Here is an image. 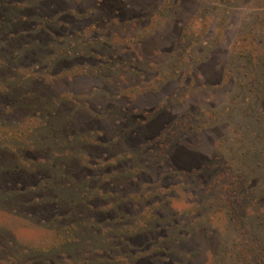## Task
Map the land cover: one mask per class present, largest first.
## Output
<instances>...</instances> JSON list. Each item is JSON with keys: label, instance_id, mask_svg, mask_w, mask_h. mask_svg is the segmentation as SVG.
Returning <instances> with one entry per match:
<instances>
[{"label": "rangeland", "instance_id": "374dc122", "mask_svg": "<svg viewBox=\"0 0 264 264\" xmlns=\"http://www.w3.org/2000/svg\"><path fill=\"white\" fill-rule=\"evenodd\" d=\"M0 264H264V0H0Z\"/></svg>", "mask_w": 264, "mask_h": 264}]
</instances>
